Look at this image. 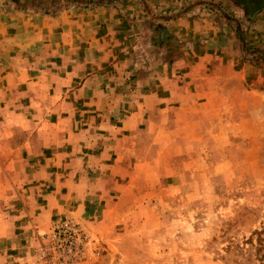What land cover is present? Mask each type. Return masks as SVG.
<instances>
[{
	"label": "crops",
	"instance_id": "crops-1",
	"mask_svg": "<svg viewBox=\"0 0 264 264\" xmlns=\"http://www.w3.org/2000/svg\"><path fill=\"white\" fill-rule=\"evenodd\" d=\"M210 1L85 0L79 15L77 0L50 14L19 2L0 7V181L8 177L12 189L0 217L8 251L25 248L56 218L84 220L112 205L139 160L140 136H155L163 108L183 103L185 68L197 74L213 59L221 65L245 37L262 46L264 5L248 14L237 0ZM144 57L154 69L139 73L147 77L130 94L119 75L135 80L128 60Z\"/></svg>",
	"mask_w": 264,
	"mask_h": 264
},
{
	"label": "rangeland",
	"instance_id": "rangeland-1",
	"mask_svg": "<svg viewBox=\"0 0 264 264\" xmlns=\"http://www.w3.org/2000/svg\"><path fill=\"white\" fill-rule=\"evenodd\" d=\"M16 2L48 14L66 5L0 0V7ZM84 2L77 0L74 15L84 14ZM209 13L212 22L219 14ZM240 41V52L221 65L213 59L197 74L184 69L190 88L183 103L163 108L155 136H140L139 160L110 207L84 220L56 218L18 251L7 250L0 217V264H264V43L254 36ZM128 61L135 80L119 78L131 94L155 60ZM8 179L0 181V200L12 190ZM57 220L79 228L74 245L69 234L51 236Z\"/></svg>",
	"mask_w": 264,
	"mask_h": 264
},
{
	"label": "built area",
	"instance_id": "built-area-1",
	"mask_svg": "<svg viewBox=\"0 0 264 264\" xmlns=\"http://www.w3.org/2000/svg\"><path fill=\"white\" fill-rule=\"evenodd\" d=\"M53 230H51V236L57 238L61 234H69V236L74 240L69 243V245H74L76 242V236H78L79 228L76 227L71 220H57L53 224Z\"/></svg>",
	"mask_w": 264,
	"mask_h": 264
},
{
	"label": "trees",
	"instance_id": "trees-1",
	"mask_svg": "<svg viewBox=\"0 0 264 264\" xmlns=\"http://www.w3.org/2000/svg\"><path fill=\"white\" fill-rule=\"evenodd\" d=\"M240 5L246 8V12L250 14L255 13L262 9L264 0H237Z\"/></svg>",
	"mask_w": 264,
	"mask_h": 264
}]
</instances>
